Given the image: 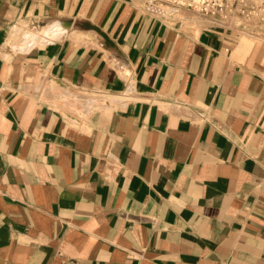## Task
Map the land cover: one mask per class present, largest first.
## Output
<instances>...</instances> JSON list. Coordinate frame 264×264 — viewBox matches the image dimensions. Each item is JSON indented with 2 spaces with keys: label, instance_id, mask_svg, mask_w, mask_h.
Listing matches in <instances>:
<instances>
[{
  "label": "crops",
  "instance_id": "crops-1",
  "mask_svg": "<svg viewBox=\"0 0 264 264\" xmlns=\"http://www.w3.org/2000/svg\"><path fill=\"white\" fill-rule=\"evenodd\" d=\"M143 2L0 0V264H264V39Z\"/></svg>",
  "mask_w": 264,
  "mask_h": 264
},
{
  "label": "built area",
  "instance_id": "built-area-1",
  "mask_svg": "<svg viewBox=\"0 0 264 264\" xmlns=\"http://www.w3.org/2000/svg\"><path fill=\"white\" fill-rule=\"evenodd\" d=\"M185 10L219 26L235 25L240 17H258L264 24V0H144L141 7L144 14L163 22L177 20Z\"/></svg>",
  "mask_w": 264,
  "mask_h": 264
},
{
  "label": "rangeland",
  "instance_id": "rangeland-1",
  "mask_svg": "<svg viewBox=\"0 0 264 264\" xmlns=\"http://www.w3.org/2000/svg\"><path fill=\"white\" fill-rule=\"evenodd\" d=\"M184 15H189V16H194L195 18L199 20H203L200 16H197L193 13H188L186 11H183L180 15L179 18H184ZM187 19V18H184ZM204 21V20H203ZM244 25V26H243ZM235 26L241 29L242 31L246 32V35L244 36V41H248L252 45L257 42L258 40L264 39V24L262 22H259L258 17H253L252 19L245 18V17H240L235 20ZM250 26V27H249ZM256 27V28H254ZM40 28H26L23 30V35L24 33H29V34H38L37 32L39 31ZM251 35V36H250ZM23 38L18 37L17 42L22 41Z\"/></svg>",
  "mask_w": 264,
  "mask_h": 264
},
{
  "label": "bare ground",
  "instance_id": "bare-ground-1",
  "mask_svg": "<svg viewBox=\"0 0 264 264\" xmlns=\"http://www.w3.org/2000/svg\"><path fill=\"white\" fill-rule=\"evenodd\" d=\"M68 24L65 22H57L56 24L52 25L51 27L49 26L47 31H55V32H60L61 30H64Z\"/></svg>",
  "mask_w": 264,
  "mask_h": 264
}]
</instances>
